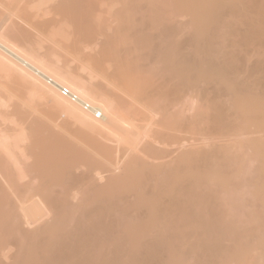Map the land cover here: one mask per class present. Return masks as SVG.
<instances>
[{
  "label": "bare ground",
  "instance_id": "bare-ground-1",
  "mask_svg": "<svg viewBox=\"0 0 264 264\" xmlns=\"http://www.w3.org/2000/svg\"><path fill=\"white\" fill-rule=\"evenodd\" d=\"M44 1L33 35L22 23L40 6L23 5ZM150 4L149 27L131 23L134 64L113 74L119 98L33 46L42 30L88 48L102 0H15L8 19L0 5L1 109L8 89L29 97L1 119L27 123H1L0 264H264V0H139L133 13ZM35 99L90 136L72 143Z\"/></svg>",
  "mask_w": 264,
  "mask_h": 264
},
{
  "label": "rangeland",
  "instance_id": "rangeland-1",
  "mask_svg": "<svg viewBox=\"0 0 264 264\" xmlns=\"http://www.w3.org/2000/svg\"><path fill=\"white\" fill-rule=\"evenodd\" d=\"M14 1V2H13ZM9 0V2H11V3H8V0H3V2H2V0H0V3L2 4V6L4 5H8V7H0V8H3V10H5V9H7V11L9 10V6L11 7V4L13 3H15V0ZM103 2H104V6H103V11L101 12V11H98L97 13H96V15H98V17H96V15H95V17L93 18L94 20H92V22L89 24V25H87L86 27H85V35L83 36V42L85 43V44H87L88 45V48L86 47L85 49H80V47H79V45L80 44H78L77 42L75 43V40L72 38V36H71V38L70 37H67L68 38V40H67V38L66 37H61V38H59V37H53V34L52 33H50L49 31H48V33H47V31H46V33H47V35H46V33L44 34L43 32H42V30H40V33L38 32V34L34 37L35 39H34V42H33V46L35 47V49L37 50V52L39 53V55H44V56H48L47 58H48V60L49 61H51L50 59H52L53 61H51L52 63L54 62L56 65H58L59 64V66H63V67H66V68H68V69H70V70H72L73 72H75L76 74H78V75H81V77H83V79L86 81V84L91 88V89H93V90H95V91H102V92H104V93H107L110 97H112L113 96V98H119V95L121 96V94H122V92H120V91H123L122 89H123V86L121 85V87H120V85H119V83H117V80L115 81V79L113 78V74H114V71H115V69H117V67H119L120 65H122V64H126V63H128L129 65H131V64H134V58H135V54H134V52H135V44L133 43V41H132V38H128V35H129V37H131V35L134 33V28H133V26L131 25V23H133V22H135V23H138V24H141V23H143V24H141V25H143V27H144V25L145 24H147V23H150L149 21H147L146 19V15H148V13L151 11V10H153L154 11V16L152 17V18H156V17H158V13H157V11H156V9L154 8V6H152L151 4L150 5H146L147 7V12L145 13V16L143 17L142 15H140L138 12H136V13H133V11H135L134 9L136 8V5L138 4V1L139 0H137V1H135V0H102ZM135 1V2H134ZM137 2V3H136ZM6 3V4H5ZM38 2H36V3H34V4H36L37 5V7H36V5H31L32 7H27L28 5H23L22 3H20V4H22L24 7V9L25 8H30V13L32 14L34 11H35V13H33V14H36V11L38 12V7H39V14L37 15L36 14V16H34L33 14V16L35 17V18H31V20L33 19V20H35V21H32V25H33V22H34V24H36L35 26L36 27H40V28H36V29H34L35 28V26H34V28H33V26L31 25V23H29L31 20H30V17H29V22H28V19L26 18H24L25 20H23V23H22V26L23 25H25L26 27H27V30H28V28H29V30L32 28L33 30H37V31H39V29H43V28H45L43 25L41 26L40 24H39V22H38V24L39 25H37V21L39 20V21H41L40 19H42V20H47V17H48V14H46L47 12L46 11H48V12H50V8L51 7H49V10H47L48 8H46V7H48L49 5H50V3H48V2H40V4L38 3ZM44 3H45V5H44ZM46 3H48V6H46ZM0 4V5H1ZM41 4L42 5H44V7L43 6H41ZM21 5V6H22ZM12 6H14V5H12ZM17 6H19V7H21L20 5H19V3L17 4ZM26 6V7H25ZM16 7V4H15V6H14V8ZM37 9H36V8ZM22 7L20 8V9H23ZM34 9V10H32V9ZM16 9H17V7H16ZM15 9V11L16 12H18V10H19V8L16 10ZM27 9V10H28ZM1 10V9H0ZM11 10V13L13 12V10L12 9H10ZM9 10V11H10ZM46 10V11H45ZM157 10H158V8H157ZM14 11V12H15ZM20 11V10H19ZM1 12H2V10H1ZM3 12H5V13H7V15L9 14V12H6V10L5 11H3ZM2 12V13H3ZM13 12V13H14ZM16 12H15V14H16ZM21 12V11H20ZM23 12H24V10H23ZM23 12H21L22 14H19V13H17L16 14V16L17 15H23ZM40 12H42V13H40ZM51 14H52V10H51V12H50ZM14 14V15H15ZM41 14V15H40ZM50 14V15H51ZM3 15V17H2V19L4 20V17L6 16V14H2ZM5 15V16H4ZM11 15V14H10ZM10 15H8V16H6V18L8 19L9 17H10ZM43 15V16H42ZM13 17L12 16V18L14 19V18H18V16L17 17ZM44 18V17H46V18H42V17ZM52 16V15H51ZM51 16H49L50 18H51ZM40 19H39V18ZM49 18V19H50ZM151 18V19H152ZM7 19H5L6 21H7ZM12 19V20H13ZM179 19H183V20H186L187 19V17H179ZM15 20V19H14ZM20 20V22H22V20L21 19H19ZM27 20V21H26ZM141 20H144V21H141ZM9 21H11V20H9ZM27 22V23H25V22ZM137 21V22H136ZM4 22V21H3ZM43 22V21H42ZM7 23V22H6ZM9 23V22H8ZM27 24H30L31 25V27H28V26H30V25H27ZM21 25V24H20ZM147 27H149V25L147 24ZM23 28H25V27H23ZM33 30H30V31H33ZM44 30V29H43ZM46 30V29H45ZM36 31V32H37ZM42 33V34H41ZM118 33H119V51H115L114 50V52H113V54L112 53H109V52H107V51H105V48L107 47V43H108V40H110V41H113V42H118V39L116 38V36H118ZM139 34H141V32L139 33ZM33 35H34V31H33ZM42 35V36H41ZM52 35V36H51ZM38 36V37H37ZM39 37H41V38H39ZM74 37V36H73ZM122 37V39H123V41H122V39H120ZM126 40H125V39ZM40 39V40H39ZM61 39V40H60ZM63 39H65V42L66 43H64V40ZM114 39H115V41H114ZM40 41V43H38L39 41ZM54 40V41H53ZM60 40V42L61 41H63V42H61L60 44L58 43V41ZM73 40V44H75L74 46H76V44H78V46H76L74 49H73V44H72V42L71 43H69L68 44V42L69 41H72ZM38 41V42H37ZM51 41H52V43L53 42H55V43H51ZM68 41V42H67ZM56 42H57V44H56ZM62 44V45H61ZM64 44V45H63ZM72 44V45H71ZM51 47V45H52V49H50V47ZM69 45V46H68ZM43 46V47H42ZM54 46V47H53ZM57 46V47H56ZM59 46V47H58ZM71 46V47H70ZM114 46H117V44H114ZM47 47V48H46ZM49 47V48H48ZM58 48V49H56V48ZM66 47H68V48H66ZM70 47V48H69ZM46 48V49H45ZM54 48V49H53ZM72 48V50H70ZM45 49V50H44ZM67 49V50H66ZM80 51H79V50ZM49 50V51H48ZM50 50L51 51H53V52H51L52 54H50ZM74 50V51H73ZM76 50H78V51H76ZM85 50V51H84ZM48 51V52H47ZM76 51V52H75ZM81 51H83V53H84V56H83V53H81L82 54V56H80V52ZM72 52V53H71ZM75 54H74V53ZM85 52H87V54L85 53ZM69 53V54H68ZM72 54V56H71V54ZM49 54V55H48ZM74 54V55H73ZM76 54H78V57H77V55ZM41 55V56H42ZM53 55V56H52ZM70 55V56H69ZM43 56V57H44ZM57 56V57H56ZM60 56V57H59ZM75 56V57H74ZM80 56V57H79ZM50 57V58H49ZM46 58V57H45ZM60 60H59V59ZM65 58H68V59H65ZM101 59V61H100V59ZM70 59V60H69ZM69 62H68V61ZM59 62V63H58ZM67 62V63H66ZM53 63V64H54ZM66 63V64H65ZM55 64H54V66H55ZM69 65V66H68ZM114 76H115V74H114ZM114 80V81H113ZM112 83H114V84H112ZM118 84V85H117ZM11 86V85H10ZM117 86V87H116ZM114 87V88H113ZM9 88V87H8ZM11 88V87H10ZM15 88V87H14ZM125 89V88H124ZM13 90V91H12ZM16 90V89H15ZM8 91H11V92H14V89L12 88V89H8ZM8 91H6V93L7 94H5V96H6V98L4 99V97H3V99L5 100V101H3L5 104L7 103V106H9V107H6V106H3L2 108H4V109H1V106H0V115H1V117H0V129L1 128H3L6 124L7 125H9V126H11V127H13V124H15L14 122L16 121L13 117V115H11V116H8V117H10L9 118V120H7L6 118L7 117H5L4 118V120H1V119H3V117H2V114H3V112L5 113V114H9V113H7L6 111H8L9 110V112H12V110H14L13 109V107H15L16 106V104H17V102H18V100H19V102L21 101V98H24L25 99V101H26V99L27 98H29V97H24V96H21V98H19L20 97V95L21 94H24L25 96L27 95V94H25V92H21V90H16V92H18L17 94H19V92H21V94L20 95H17V97H18V99H15L16 98V96H14L13 95V97L11 96V94L8 92ZM9 93V94H8ZM116 93H119V95L118 94H116ZM116 94V95H115ZM7 95H9L11 98H9ZM115 96V97H114ZM123 96V95H122ZM8 97V98H7ZM12 99V100H11ZM30 102V101H29ZM34 102V103H33ZM5 104H3V105H5ZM15 104V105H14ZM30 105L29 106H31V105H34V106H32V107H35V109L37 108V110H38V113H37V111L35 110V109H33V108H31V107H27L28 109L27 110H35L36 111V113H37V115L36 116H38V117H46L48 114L50 115V117H51V119L53 118V119H55L56 121H57V123H55L56 121H54L53 123H55V124H57L58 126H59V128L61 129H59L60 130V134H62L63 133V131L62 130H64L65 132H68V134H70V135H72L71 137H69L70 138V140H71V142L72 143H78L77 141H79V140H82L83 138H86V137H88L87 135H89V134H87L86 132L84 133V131L82 130V131H79V129H77L78 127L75 125L74 126V124L72 125L69 121H68V119H67V121H65L66 120V118H64L63 117V115L61 116V115H59V116H56V115H54V114H52L50 111H49V104L47 103V101H45L44 99H35V100H33L31 103H29ZM14 105V106H13ZM5 108H8V109H6L5 110ZM40 109V110H39ZM45 111V112H44ZM42 112V113H41ZM40 114H42V115H45V116H42V115H40ZM51 114H52V116H51ZM6 115V116H7ZM48 115V116H49ZM13 116V117H12ZM54 116V117H53ZM61 116V117H60ZM11 117L14 119V122H13V119H12V121H11ZM17 117V115H15V118ZM49 117V118H50ZM6 119V120H5ZM17 120L19 119V117H17L16 118ZM58 119V120H57ZM64 121H65V123H64ZM13 122V124H10V123H12ZM19 122V124H15V125H17L16 127H19V128H21L22 126H25L26 125V123L27 122H22V121H18ZM17 122V123H18ZM3 124V127H2V124ZM4 123H5V125H4ZM22 123H24L23 125H22ZM59 123V124H58ZM70 123V124H69ZM22 125V126H21ZM72 125V126H71ZM8 126V127H9ZM58 126H57V128H58ZM60 126H62V128L60 127ZM64 126V127H63ZM7 127V126H6ZM6 127H4V128H6ZM74 127H75V129H76V133H75V129H74ZM72 128V129H71ZM58 130V131H59ZM63 133V134H67V133ZM81 134H80V133ZM73 133H75V134H73ZM84 133V134H83ZM82 135H83V137H82ZM85 135H86V137H85ZM90 136V135H89ZM72 137H74V138H72ZM75 138H76V140L77 141H75ZM74 139V140H73ZM79 139V140H78ZM25 141H27V140H25ZM24 140H23V142L26 144V143H29V140L27 141V142H25ZM75 141V142H74ZM81 142V141H80ZM22 143V142H21ZM24 145V144H23ZM31 160H32V158H31Z\"/></svg>",
  "mask_w": 264,
  "mask_h": 264
},
{
  "label": "built area",
  "instance_id": "built-area-1",
  "mask_svg": "<svg viewBox=\"0 0 264 264\" xmlns=\"http://www.w3.org/2000/svg\"><path fill=\"white\" fill-rule=\"evenodd\" d=\"M69 91L68 90H65L64 93L67 94Z\"/></svg>",
  "mask_w": 264,
  "mask_h": 264
}]
</instances>
